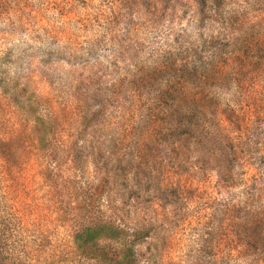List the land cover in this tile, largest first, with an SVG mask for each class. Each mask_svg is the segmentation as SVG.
Returning a JSON list of instances; mask_svg holds the SVG:
<instances>
[{
  "label": "rangeland",
  "instance_id": "1",
  "mask_svg": "<svg viewBox=\"0 0 264 264\" xmlns=\"http://www.w3.org/2000/svg\"><path fill=\"white\" fill-rule=\"evenodd\" d=\"M231 2L224 33L195 0H0V132L33 126L29 99L59 125L61 146L40 157L19 145L7 178L42 216L44 251L74 249L86 197L99 187L104 212L150 232L137 251L154 264H251L221 213L228 194L217 175L198 176L189 200L176 198L166 185L184 178L183 155L173 153L179 145L142 128L152 101L184 86L179 70L201 60L216 70L215 79L203 75L205 95L254 105L243 132L264 137V0ZM227 192L239 206L252 195L242 183ZM66 259L90 264L77 254Z\"/></svg>",
  "mask_w": 264,
  "mask_h": 264
},
{
  "label": "trees",
  "instance_id": "2",
  "mask_svg": "<svg viewBox=\"0 0 264 264\" xmlns=\"http://www.w3.org/2000/svg\"><path fill=\"white\" fill-rule=\"evenodd\" d=\"M195 1L200 16L217 24L219 32L229 30L233 17L227 9L234 4L231 0ZM206 63L200 60L179 70L186 75V83L152 101L142 128L146 134L164 136L165 143L179 145L173 153L183 155L184 178L179 181L169 178L166 185L176 198L189 200L198 176L203 180L209 172L217 175L219 190L228 194L226 204L220 206L221 213L232 221L240 244L248 248L251 264H264V137H247L243 132L245 123L241 122L246 119L247 111L253 112L254 105L221 104L205 95L208 83L203 75H213L215 79L216 74L214 65ZM206 66L209 69L206 70ZM166 99H170L169 103ZM39 109L37 101L28 100L25 116L34 117V120L24 135H20L15 125L0 132V264H67L70 260L66 258L71 254H77L90 264H154L151 254L137 251L138 244L146 241L150 232L145 231V226L131 228L123 217L104 212L102 198L98 196L102 193L99 187L86 197L84 211L88 216L81 219L85 222L73 237L74 249L54 251L50 246L48 252L44 251L48 230L42 224V216L17 191L7 186L9 170L17 166L14 161H19L14 158L15 152L20 151L19 145L22 144L23 150L34 149L40 157L53 146H61L57 140V118L39 116ZM238 123L240 125L235 128ZM136 158L143 159L140 155ZM92 161L96 173L101 175L97 157ZM253 161L258 163L260 170L254 168ZM108 177L102 176V185L107 179L110 183ZM238 183L252 194L242 206L227 192Z\"/></svg>",
  "mask_w": 264,
  "mask_h": 264
}]
</instances>
